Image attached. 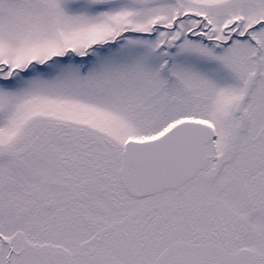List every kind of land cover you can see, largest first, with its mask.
<instances>
[{"label":"snow or ice","instance_id":"6c2138e0","mask_svg":"<svg viewBox=\"0 0 264 264\" xmlns=\"http://www.w3.org/2000/svg\"><path fill=\"white\" fill-rule=\"evenodd\" d=\"M0 264H264V0H0Z\"/></svg>","mask_w":264,"mask_h":264}]
</instances>
